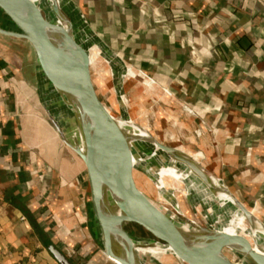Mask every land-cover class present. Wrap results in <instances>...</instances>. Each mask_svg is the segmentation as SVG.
<instances>
[{"label":"crops","instance_id":"crops-1","mask_svg":"<svg viewBox=\"0 0 264 264\" xmlns=\"http://www.w3.org/2000/svg\"><path fill=\"white\" fill-rule=\"evenodd\" d=\"M69 1L109 55L116 52L117 61L151 76L148 87L134 84L156 97L161 112L168 110L166 123H190L201 132L189 147H172L194 156L201 151L206 171L264 223V0ZM16 72L0 58V264H59L47 244L74 264L101 262L83 183L64 181L22 134ZM92 224L101 238L95 215Z\"/></svg>","mask_w":264,"mask_h":264},{"label":"water","instance_id":"water-1","mask_svg":"<svg viewBox=\"0 0 264 264\" xmlns=\"http://www.w3.org/2000/svg\"><path fill=\"white\" fill-rule=\"evenodd\" d=\"M49 1L52 4L55 0H0V13L11 26V29L0 27V34L22 39L29 44L58 100L75 117L85 151L81 150L79 141H71L64 135L57 120H51L64 143L85 164L93 211L99 224L105 254L120 264H132L121 253L113 251L110 244L112 233L125 251L138 257L143 256L137 250L139 242L124 229L125 223H135L153 240L169 245L177 257L188 264H252L255 259L254 250L244 233L240 235V241L245 249V261L238 262L223 253L226 246L224 243L213 246L203 236L205 242L187 239L157 219L158 213L143 193L137 176V169L146 174L144 168L151 165L156 153L186 165L209 186L224 190L247 226L250 229L261 227L256 232L264 237V223L239 200L221 177L207 172L197 156L160 142L150 132H146L144 127L117 114L101 99L87 63L79 62L81 58L75 52L62 51L58 54L49 48L44 21V5ZM92 124L98 127L93 133L88 126ZM140 130L146 134L137 133ZM95 142L113 144L116 157L101 161ZM117 167L119 172L111 180L108 173ZM101 173L112 181L115 192L112 202L101 182ZM50 248L59 264H74L60 250L52 246ZM164 254L175 257L170 252H163L160 256Z\"/></svg>","mask_w":264,"mask_h":264},{"label":"rangeland","instance_id":"rangeland-1","mask_svg":"<svg viewBox=\"0 0 264 264\" xmlns=\"http://www.w3.org/2000/svg\"><path fill=\"white\" fill-rule=\"evenodd\" d=\"M79 13L81 17L85 19L86 12L83 9H79ZM0 27L8 29V24L4 20V17L1 15V13ZM83 39L85 48L89 52V50L94 46L93 41L88 37H83ZM111 52L112 53H110V56L112 59L108 58L100 50L98 53V58L95 60L92 66L90 65L88 59V68L94 80L95 86L98 89L101 99L107 104H112L115 107L112 109L117 114H120L123 117H128L136 124L142 127H146L148 132L152 130L164 144L170 146L181 145L189 147V144L192 140L198 141L201 132L198 128L193 127L190 123H188V125L185 127L182 124L175 123V121L173 120V122L171 123H166L165 119L169 117L167 114L168 110L163 109L164 112H161L162 108L160 109L159 102L156 97H152L151 92L149 91L143 92L144 89L141 86L137 87V85L134 84L135 79L132 75V69L135 71L136 75L141 78L147 79L150 82L152 80L151 76L145 71L137 70L132 66L125 65L122 60L117 61V59L119 58L117 53L113 51ZM0 58H4L7 61L13 63L14 68L17 71L16 78L13 81L12 86L14 84V88L16 90V102L19 118L22 123V134L25 135L28 139V143L31 149L38 154V158H40L42 162L49 166L57 167L58 169H60L64 181H66L67 177H70L72 179L78 177L80 179L79 181H81V183H83V186L85 187L83 196L87 204L85 209L88 212V215L86 217L88 220V229L89 231H91L90 233L95 240L94 242L95 246L97 247V252L102 258H104V260H101V262L96 261V259L90 258L91 262H94L95 264H117L115 261L106 257L102 239L100 238L99 233L96 231L95 227L92 224L94 211L88 186L85 164L83 163L81 158L64 143L51 120L50 113L45 104V92L43 91V88L41 86V70L39 68L33 50L31 49L29 44L22 39L9 38L0 35ZM23 75L26 76L29 80V85L26 84L25 80L22 77ZM144 86L148 87L147 84ZM136 89L139 90L140 93H137ZM164 92L166 94L172 95L168 87L164 88ZM142 95H145L147 98L141 100ZM183 110L190 117L193 118L195 116V113L191 109L184 107ZM200 153L202 152L200 151ZM200 153L197 152V156H200ZM154 160L155 158L150 162L151 165ZM137 176L140 180L143 193L153 201L162 205H166L165 200L158 193L155 185L147 179V175L143 174L140 170L137 169ZM166 186L167 189L171 192L174 191L175 197L181 205L182 212L186 216H190V213L187 210L188 207L186 198L182 195L180 189L177 188L173 190L175 185L172 181L167 182ZM189 208L191 207L189 206ZM197 209H200L201 212L202 208L198 207ZM202 213H200L199 216L198 214H195V216L193 214L194 219L198 220V223L202 224L200 230L196 233L195 241L202 242L203 238L201 237L203 236L207 239V242H211L209 239L211 233L209 228H205L208 227V224ZM124 229L135 240H153V237H151L135 223H125ZM246 239L252 247L250 235ZM155 241L157 243L164 244L157 240ZM212 244L214 245V243ZM59 245H62L63 247L67 246L62 241ZM68 252H71V250L68 249ZM223 252L232 261H242V259L236 253L231 251L226 246H224ZM142 258L149 257L142 256ZM139 264L141 263L139 262ZM154 264L181 263L178 259L167 258L156 260L154 261Z\"/></svg>","mask_w":264,"mask_h":264},{"label":"bare ground","instance_id":"bare-ground-1","mask_svg":"<svg viewBox=\"0 0 264 264\" xmlns=\"http://www.w3.org/2000/svg\"><path fill=\"white\" fill-rule=\"evenodd\" d=\"M8 1L12 2L13 0ZM44 21L47 32V44L49 48L56 53L61 54L62 51L75 52L74 54L81 58L79 62L83 64L87 63L88 65L89 59L91 66L98 58L100 50L108 58H111L107 50H105L103 43L87 28L69 0H55L52 4L50 1L47 2L44 5ZM83 37H88L93 41L94 46L89 52L85 48ZM41 74V86L45 92L46 99L45 104L51 118L57 120L59 128L69 140L79 141L81 150L85 151L75 117L72 112L58 100L42 71ZM132 75L134 76L133 78L140 81L141 84L148 85V81L136 75L135 72H133ZM88 126L92 133L98 130V127L93 124ZM144 129L148 132L146 127H144ZM146 132L140 130L137 133L145 135ZM95 143L96 146L98 145L97 150L101 161L104 162L109 158L116 157V147L112 146L113 144H105L104 142ZM115 163L117 162L115 161ZM144 170L147 179L155 185L158 193L166 202V205H162L153 201L145 194L158 213L157 219L167 228H172L173 231H176L183 237L195 241L196 233L200 230L202 224L194 219L193 214L194 216L195 214L199 216L200 213L203 212L202 215L207 221L211 233L209 237L211 242L208 243L211 245L214 243L213 246L224 243L226 247L236 253L242 261H245V249L240 241V235L244 233L246 238L250 235L252 248L255 254V259H253L252 264H264V237L256 232L261 230V227L257 226L250 229L243 220L240 211L232 203L231 198H228L229 195L224 190L209 186L198 174L193 172L186 165L175 162L170 158L162 157L157 153L155 154V160L152 165L145 167ZM118 172L119 167L112 171V173H108L109 178L112 180ZM108 176L101 173V182L107 192L109 200L112 202L115 192L112 187V181ZM171 181L175 185L173 190L179 188L182 195L186 198L187 210L190 216H186L182 212L181 205L175 197L174 191L171 192L167 189L166 183ZM189 206L191 208H189ZM196 207H201V212L200 209ZM137 241L140 244L137 246L139 254H143L145 257L150 255V258L138 257L135 254L125 251L116 238L112 236V233L110 236V244L113 251L121 253L132 264H139V262L141 264H154V261L161 260L157 257L163 252H170L174 254L175 259L180 260L169 245L157 243L155 240ZM202 242H205V240ZM110 259L120 264L116 260ZM180 263L188 264L181 260Z\"/></svg>","mask_w":264,"mask_h":264},{"label":"trees","instance_id":"trees-1","mask_svg":"<svg viewBox=\"0 0 264 264\" xmlns=\"http://www.w3.org/2000/svg\"><path fill=\"white\" fill-rule=\"evenodd\" d=\"M47 246H48L49 252H51V248H50V247H51L52 245L47 244ZM52 247L55 248L54 246H52Z\"/></svg>","mask_w":264,"mask_h":264}]
</instances>
